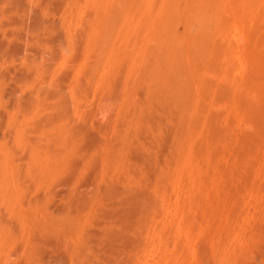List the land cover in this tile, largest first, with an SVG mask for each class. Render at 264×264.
Masks as SVG:
<instances>
[{
	"label": "rangeland",
	"instance_id": "obj_1",
	"mask_svg": "<svg viewBox=\"0 0 264 264\" xmlns=\"http://www.w3.org/2000/svg\"><path fill=\"white\" fill-rule=\"evenodd\" d=\"M0 264H264V0H0Z\"/></svg>",
	"mask_w": 264,
	"mask_h": 264
}]
</instances>
